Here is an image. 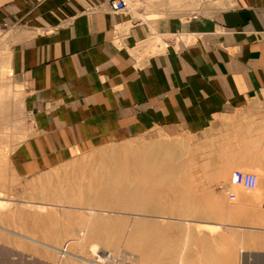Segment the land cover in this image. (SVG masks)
Instances as JSON below:
<instances>
[{"label": "rangeland", "instance_id": "rangeland-1", "mask_svg": "<svg viewBox=\"0 0 264 264\" xmlns=\"http://www.w3.org/2000/svg\"><path fill=\"white\" fill-rule=\"evenodd\" d=\"M119 1L135 22L160 23L155 45H174L180 65L189 50L191 63L227 54L215 39L239 29L220 20L246 9L245 0L111 8ZM45 90L28 96L0 54L1 244L33 239L56 264H245L244 253L264 251V98L202 111L204 126L191 131L190 113L170 128L153 118L162 104L75 105ZM237 172L256 188L234 185Z\"/></svg>", "mask_w": 264, "mask_h": 264}, {"label": "crops", "instance_id": "crops-1", "mask_svg": "<svg viewBox=\"0 0 264 264\" xmlns=\"http://www.w3.org/2000/svg\"><path fill=\"white\" fill-rule=\"evenodd\" d=\"M112 1L0 0V45L6 42L7 50L0 54L9 56V70L28 96L34 88L46 89L39 96L75 105L162 104L153 118L170 128L191 115V131L204 126L202 111L264 98V0H245L246 9L221 18L224 29H239L215 39L229 54L191 63L189 50L188 65L177 63L174 45L160 53L158 21L137 23L128 12L113 11ZM26 239L0 243V264H56L45 245ZM243 261L264 264V251L246 252Z\"/></svg>", "mask_w": 264, "mask_h": 264}, {"label": "built area", "instance_id": "built-area-1", "mask_svg": "<svg viewBox=\"0 0 264 264\" xmlns=\"http://www.w3.org/2000/svg\"><path fill=\"white\" fill-rule=\"evenodd\" d=\"M126 9V3L119 1L112 5L113 11H122ZM233 183L236 186H240L246 190H254L258 184V180L251 174H244L237 172L234 175ZM232 199H235V196L232 195Z\"/></svg>", "mask_w": 264, "mask_h": 264}, {"label": "bare ground", "instance_id": "bare-ground-1", "mask_svg": "<svg viewBox=\"0 0 264 264\" xmlns=\"http://www.w3.org/2000/svg\"><path fill=\"white\" fill-rule=\"evenodd\" d=\"M6 205L8 206L7 203L0 202V208H1V207H2V208L5 207ZM29 241H30V240H29ZM45 245H46V244H45ZM67 255H68V254H67ZM108 257H109V256H108ZM113 263H114V262H113Z\"/></svg>", "mask_w": 264, "mask_h": 264}]
</instances>
